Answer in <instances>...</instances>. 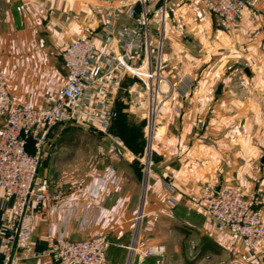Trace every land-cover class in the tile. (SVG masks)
<instances>
[{
    "label": "crops",
    "instance_id": "0c3cea01",
    "mask_svg": "<svg viewBox=\"0 0 264 264\" xmlns=\"http://www.w3.org/2000/svg\"><path fill=\"white\" fill-rule=\"evenodd\" d=\"M251 1L253 8L233 32L220 30L212 17L200 20L191 0H181L163 26L152 19L150 41L158 36L162 44V75L172 91L159 110L150 160L144 154L148 114L142 85L122 69L103 79L105 84L120 79L118 117L110 129L123 142L118 153L102 158L108 142L99 133L94 132L101 143L86 144L96 148L93 152L60 141L66 132L60 125L54 129L39 178L52 179L53 190L64 196L49 206L34 205L30 242L20 251V264H56L46 254L55 240L101 236L109 242L107 264H264V251L251 254L240 239L218 233L211 219L201 215L190 223L184 209L179 208L181 216L174 212L185 199H199L206 183L240 185L246 193L264 195V0ZM132 9L141 10L127 0H0V70L10 98L35 107L52 102L66 82L65 47L79 36L102 33L110 23L115 31L133 26ZM121 50L117 37L108 45L97 42L98 55ZM143 58V51L131 54L130 65ZM108 71L104 66L103 73ZM184 80L189 88L181 94ZM107 97V92L95 93L96 99ZM86 109L95 112L91 105ZM132 120L142 123L136 141L116 130L118 123ZM168 182L176 190V204ZM14 207L15 200L5 201L0 188V254L8 231L5 219ZM133 246H160L165 252L141 259Z\"/></svg>",
    "mask_w": 264,
    "mask_h": 264
},
{
    "label": "built area",
    "instance_id": "2783aa9c",
    "mask_svg": "<svg viewBox=\"0 0 264 264\" xmlns=\"http://www.w3.org/2000/svg\"><path fill=\"white\" fill-rule=\"evenodd\" d=\"M127 1L141 8L140 12L132 9L129 13L133 26L115 31L110 23L102 33L79 36L65 47L61 59L66 70V82L46 106L35 107L30 103L13 101L0 70V188L5 201L15 200L11 217L5 219L8 231L0 264L21 263L20 251L30 242L34 205L49 206L64 196L53 190L52 179L39 178L46 144L57 126L73 123L95 129L103 141L108 142V150L102 153L104 159L112 158L122 147V140L110 132L118 117L114 105L120 79L105 84L103 79L106 76L122 69L141 83L147 97L150 135L154 133V123L162 104L170 96L172 86L162 75L160 58L153 61L150 26L153 18L164 25L172 0ZM191 8L200 20L212 17L220 30L233 32L237 30L244 12L253 8V3L251 0H191ZM260 12L264 16V6ZM109 20L113 21V17L110 16ZM116 37L122 50L98 55L97 42L108 45ZM138 51H143V61L137 66L130 65L131 54ZM104 66L109 68L107 74L103 73ZM188 88L189 82L184 80L178 91L186 94ZM105 92L106 99L95 98V93ZM90 105L95 112L86 109ZM165 185L176 204L174 186L170 182ZM81 188L80 184L79 190ZM263 207L264 195L260 191L246 193L240 185L227 183H206L196 202L199 213L211 219L218 233L240 239L253 255L264 251ZM108 248L106 236L77 242L58 239L46 254L56 264H107ZM131 251L139 253L143 259L163 255L165 249L159 246L139 250L133 246Z\"/></svg>",
    "mask_w": 264,
    "mask_h": 264
},
{
    "label": "rangeland",
    "instance_id": "374dc122",
    "mask_svg": "<svg viewBox=\"0 0 264 264\" xmlns=\"http://www.w3.org/2000/svg\"><path fill=\"white\" fill-rule=\"evenodd\" d=\"M179 1V0H177ZM177 1L175 3L172 4V6L170 7V12H172V10H177L178 7L176 6L178 3H181V0L177 3ZM97 8V7H96ZM152 44H151V52H152V58H153V61H156L157 59H159V56L161 55V50H162V44H159L158 45V42H159V38L158 36L155 38V40L153 39L152 40ZM140 92L144 95L143 96V101H147V97L145 95V92H144V88L143 86H141V89H140ZM134 107L133 109L137 112V114H140L139 113V108L137 106H135V103H137L135 100H134ZM146 103V102H145ZM137 105V104H136ZM137 108V109H135ZM159 117L156 118V123H154V133L150 135V130H149V121H148V116L145 120H143V127H144V131H145V135H144V146H145V151H144V154H145V158H146V161L147 159L150 160L151 156H152V146L154 145L155 143V132L159 126ZM132 123H136L135 121H131ZM130 124L127 122L126 124L124 123H118L117 125V128L116 130H118L121 134V136L123 134L127 135L131 141H136V138L138 137V135H140L139 133V129H140V125H142V123L140 122H137L136 123V128H134L133 126H130V125H133V124ZM140 123V124H139ZM152 126H153V122L151 123ZM133 127V128H132ZM60 129H62V132H69V131H76V134L74 135L75 138H77V142L76 144H78V146L82 145V150L86 149L87 151H90L92 150L93 152H95L96 148L90 146V147H86V144H95L96 146L101 143V139L99 137L98 134H94L97 133L95 129L93 128H89L88 130L85 131L86 128H83V126L81 125H78V124H73V123H66V124H62L60 125ZM86 133V134H85ZM119 134V135H120ZM94 145V146H95ZM151 145V148L149 147ZM90 148V149H89ZM149 163V161H148ZM147 163V167L149 169V164ZM148 173H149V170H148ZM148 175V174H147ZM256 191V190H255ZM255 191H251L249 193H252V192H255ZM198 200V199H197ZM197 200H192V199H185V202L184 204H182V206H178L177 208H175V215L177 216H181L180 215V209L179 208H182L186 211V213H184V215H182L184 217V219H186L187 221H189L190 223L192 222H195V221H198V220H201V213H199V211L197 210L196 208V202ZM203 216V215H202ZM192 239H194V236L192 237Z\"/></svg>",
    "mask_w": 264,
    "mask_h": 264
},
{
    "label": "trees",
    "instance_id": "16d2710c",
    "mask_svg": "<svg viewBox=\"0 0 264 264\" xmlns=\"http://www.w3.org/2000/svg\"><path fill=\"white\" fill-rule=\"evenodd\" d=\"M76 131L72 130L67 133H65L60 141L65 142L66 144H76L77 138H75Z\"/></svg>",
    "mask_w": 264,
    "mask_h": 264
},
{
    "label": "water",
    "instance_id": "95a60500",
    "mask_svg": "<svg viewBox=\"0 0 264 264\" xmlns=\"http://www.w3.org/2000/svg\"><path fill=\"white\" fill-rule=\"evenodd\" d=\"M261 164L264 165V154H263V157L261 159Z\"/></svg>",
    "mask_w": 264,
    "mask_h": 264
},
{
    "label": "bare ground",
    "instance_id": "6f19581e",
    "mask_svg": "<svg viewBox=\"0 0 264 264\" xmlns=\"http://www.w3.org/2000/svg\"><path fill=\"white\" fill-rule=\"evenodd\" d=\"M151 126V125H150Z\"/></svg>",
    "mask_w": 264,
    "mask_h": 264
}]
</instances>
